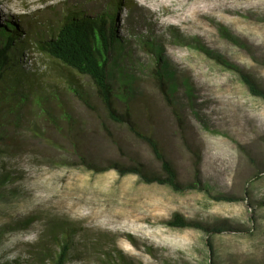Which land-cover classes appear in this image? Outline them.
Returning a JSON list of instances; mask_svg holds the SVG:
<instances>
[{"label":"rangeland","instance_id":"rangeland-1","mask_svg":"<svg viewBox=\"0 0 264 264\" xmlns=\"http://www.w3.org/2000/svg\"><path fill=\"white\" fill-rule=\"evenodd\" d=\"M122 1L114 21L120 58L110 67L115 106L119 113L131 109L182 184L200 182L202 189L177 193L134 174L80 165L77 154L101 166L140 163L162 173L149 144L112 122L92 82L80 77L90 108L60 91L79 133L58 131L31 107L16 128L0 116L6 137L0 140V264H51L57 228L72 236L65 264H110L112 248L131 264H264V100L239 76H253L264 88V0ZM110 2L0 0V25L28 20L48 30L44 21H56L67 7L99 15L114 12ZM162 62L174 74V108L154 78ZM121 71L134 79L126 99ZM219 196L233 201L214 199ZM175 215L224 229L208 235L167 226Z\"/></svg>","mask_w":264,"mask_h":264},{"label":"trees","instance_id":"trees-1","mask_svg":"<svg viewBox=\"0 0 264 264\" xmlns=\"http://www.w3.org/2000/svg\"><path fill=\"white\" fill-rule=\"evenodd\" d=\"M123 3L122 0H111L110 7L114 9V12L99 15H90L78 8L67 7L56 21L53 18L44 21L45 26H43L49 27L48 30H40L41 23H32L28 20L7 21L0 25V116H2V123L9 122L16 128L23 114L26 113V109L31 107L36 113L35 117H42L58 131L63 133L67 131L71 135L73 132L79 133V124L62 105V92L60 91L68 90L90 108L89 96L80 81V77L88 78L94 85L108 118L118 125H125L136 137L149 144L156 159L161 163L162 173H149L140 163L128 166L109 161L105 166H101L77 154L80 165L94 173L115 170L120 176L134 174L145 184L168 186L177 193L201 190L200 182L182 184L179 181L176 169L165 156L158 142L152 136L139 130L131 109L126 107L125 113H119L115 106L118 100L115 95V74L110 67L116 66L120 58L115 54L120 41L114 21L115 10ZM31 51L37 54L39 62L36 64L32 63V57L28 55ZM226 66L231 68L228 64ZM124 73L126 72L121 71L119 84L125 94L123 98L126 99L129 94L127 90H132L130 85L134 84V79L123 76ZM239 76L252 96L264 100V88L253 76L243 72H239ZM154 78L164 100L173 107L172 95L176 90V85L172 81L174 74L167 70V63H158ZM12 90H16L22 97H25L24 103L20 101V95L15 98L9 97ZM176 116L178 118L179 115L176 114ZM28 129L32 135L40 137L38 134L40 130L34 126H29ZM3 139L6 137L2 134L0 140ZM72 146L77 153L80 145L74 143ZM5 179L4 176L1 181ZM214 199L233 201L227 196ZM165 224L177 229H200L208 235L212 232L219 233L224 229L216 227L210 229L201 223L187 221L179 215H175ZM58 230L57 228L52 232L51 238L56 243L58 251L50 254L51 264H65L72 249L70 229H61V233ZM207 246L209 247V241H207ZM112 251L107 257L110 264H131L114 248Z\"/></svg>","mask_w":264,"mask_h":264}]
</instances>
